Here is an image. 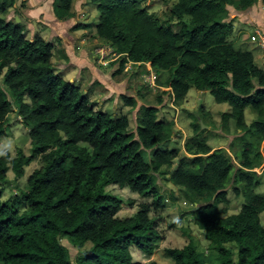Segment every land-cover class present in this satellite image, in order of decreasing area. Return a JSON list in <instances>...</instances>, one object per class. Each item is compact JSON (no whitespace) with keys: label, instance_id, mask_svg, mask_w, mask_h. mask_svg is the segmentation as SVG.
Masks as SVG:
<instances>
[{"label":"trees","instance_id":"16d2710c","mask_svg":"<svg viewBox=\"0 0 264 264\" xmlns=\"http://www.w3.org/2000/svg\"><path fill=\"white\" fill-rule=\"evenodd\" d=\"M17 1L0 0V138L7 114L15 109L28 129L31 149L29 155L21 150L12 158L0 155V264H141L130 247L154 252L161 237L151 214L165 208L155 174L174 161L167 180L197 205L191 210L193 222L217 250L220 264H264V193L257 190L261 181L255 171L263 161L264 70L250 50L235 47L229 39L233 22L225 19L229 7L242 12L259 0H175L163 20L141 0H90L98 11L93 35L117 61L114 79L127 77L129 61L141 67L149 62L157 83L166 74L160 85L171 88L174 102L181 103L194 88L228 105L220 124L224 131L231 120L234 125L231 154L224 147L212 150L200 121L206 123L189 112L192 135L184 144L189 157L179 148L164 147L174 123L159 118L158 107L138 106L134 133L126 113L94 109L89 90L56 72L54 43L39 34L27 39L20 18H6ZM72 1H52L57 20L72 15ZM87 25L77 22L72 29ZM120 98L125 106L137 105L134 96ZM156 99L161 102V96ZM246 108L255 114L249 122ZM140 148L153 150L149 161ZM36 158L41 167L27 176L26 187L2 199L9 167L19 179ZM112 184L151 200L119 217L122 200L106 191ZM228 187L242 202L237 213L222 216L218 205L227 202ZM63 238L91 247L73 261ZM227 243L236 246V261ZM164 251L173 264L207 261L192 238Z\"/></svg>","mask_w":264,"mask_h":264},{"label":"rangeland","instance_id":"374dc122","mask_svg":"<svg viewBox=\"0 0 264 264\" xmlns=\"http://www.w3.org/2000/svg\"><path fill=\"white\" fill-rule=\"evenodd\" d=\"M52 1L53 0H24L23 4H21V0H18L14 5L15 7L13 6L12 8H8L4 14L6 15L7 19L15 16V20L19 21L20 18V22L25 27V37L29 40H33L37 34H41L47 37L45 40L51 43L54 42V44L57 42L61 44L60 37H62L63 34H61L60 31H63L64 27L67 26L66 30L69 34L74 33V35L76 34L80 37L74 42L75 51H78L80 48H82V46L91 45L89 47L90 53L89 55L87 54L86 57V63L89 65L87 67L100 70V76H105V84L103 85L102 83L97 82L96 80L99 78H96V80L91 85H88L90 83L89 79H84L89 77L90 73L92 74L91 70L90 73H88L89 69L85 70V73L82 74V77L79 80L73 76L74 81H71L72 83L79 85L82 91H90V102L93 104L94 109H100L114 115L126 113L129 119L128 128L134 133L136 131V111L140 102H142V104L147 103L146 105L158 107L159 111L157 116L166 121L171 120L174 123V133L171 135L168 145L165 144L164 147L168 146L169 148H179V154H186L188 157L190 155L186 153L184 147L186 139L192 135V131H190V122L192 118H190L191 115L188 113V110H192L193 113L198 115H206L209 113V115L205 116V118H201L205 123L209 124L206 132L204 133V135L207 137V143L212 147V150L224 147L228 153L231 154V151L228 149V144L235 134L234 125L231 122L228 123V130L224 131L220 124V112L227 111L226 109L228 108V105L226 103L218 104L215 102L209 92H202L199 95L198 91H195V89L189 93V98L186 100L187 103L182 104L183 101L181 103L173 102L166 93V86L162 88H155L156 85L159 86L160 82H163L166 74H162L159 78V82L157 83V79L152 77L153 74L147 72L144 67L139 66L140 64H131L127 62L125 69L127 68L126 76L131 73V75L128 77L130 80V85L125 89L126 92L123 89V94L136 97L139 101V104H137L135 108L125 106L121 101V95L119 96L117 94L119 91L115 88L117 85L112 83L113 81H117L114 79L112 74V72L115 70L117 62L114 57L115 55L112 53V49L109 46L95 38V35H93L95 32L94 24L98 18V11L95 4L90 0H73L71 10L72 15L67 19L60 20V27H54L53 30H50L49 23L53 20V18H56L52 11ZM174 1L175 0H141L142 5L147 9V11L159 20H163L167 17L168 10ZM37 12H39V16L36 17ZM225 17L226 20H232L233 22V32L229 39L233 43H235V40L237 39L240 40V44L238 45H241L243 49L253 51V54L258 57L257 58L255 56L257 63L264 66V59L261 57V55L264 56L262 54L263 50H260L258 55L257 48L255 46L257 45L258 40L252 41L250 38L251 35H256L258 39L261 37V35L256 34V31L258 29L257 26L264 28V2L259 0L249 9L242 12L235 10L233 7H229V11L226 13ZM77 22L80 24H88L87 28H80L76 30L72 29V26ZM236 43L239 42L236 41ZM60 49L64 50L62 46L59 47V49L56 47L54 49V59L52 63L54 68H58ZM92 50L93 55H95L94 57H92ZM63 54V59L67 61V55L65 53ZM135 68L136 70L134 71ZM128 72L129 74L127 75ZM141 72L143 73L139 75ZM75 76L78 77L77 75ZM111 77L112 82L109 80ZM136 77L138 81L135 82L133 79ZM148 79H150V82H147ZM155 81L156 85L154 83ZM126 82L127 80L125 83ZM104 86L109 88L111 92L107 91ZM143 92L145 94H142ZM157 96H161L162 100H167L168 98V101L164 105L158 106L159 103L156 99ZM106 102L108 104L107 106H105ZM167 103H170L172 106L170 107ZM163 108L164 111L162 110ZM211 113L213 115H211ZM198 115L196 116L198 117ZM244 115L247 122L251 121L255 116V114L249 108L244 110ZM6 118L5 132L0 138V155L8 154L12 158L16 155L18 150H21L26 155H29L31 143L28 135V129L23 125L22 119L17 115L15 109L10 111ZM208 130H210V134H207ZM161 147H163V144ZM261 148L263 161L261 165L255 169V171L259 174L261 181V184L258 186L257 190L264 193L263 145ZM140 149V153L144 160L149 161L152 157L153 150H146L144 148ZM41 163L42 162L40 159L36 158L29 165L24 167V175L19 179H15L14 173L10 166L7 171L8 183L3 186L2 199H7L12 194L18 192L17 189H24L26 187L25 183L27 176L35 169L40 168ZM175 164L176 161H174L172 166L163 167L161 172H156L155 174L156 185L165 199V208L161 211H157L156 213H152L151 216H155L157 218V231L161 238L157 241L152 255L140 253V250L134 248V246L130 247L131 254H133L132 257L136 260L139 259L138 261H140L141 264H148L151 260H156L158 264H173L171 258L165 254L164 249L169 247L180 248L181 245H185L187 241L192 238L197 249L206 254L207 261L205 264H220L222 259L217 254V250L210 247L209 241L205 238L204 231L199 229L193 222L191 210L197 205L188 199L185 192H183L179 187L173 186L167 180V176H169V173L175 167ZM106 191L116 195L122 200V207L118 212L119 217L132 215L137 210L139 202L151 200L149 198L141 197L137 193L132 192L127 187L121 188L114 184L108 185L106 187ZM130 201H132V204H129ZM241 202L242 198L240 196L234 195L231 187H228L227 202L220 203L218 208L222 216H226L232 213H237L239 211ZM260 219L261 223L264 225V211L261 212ZM174 221H176L174 224H170ZM186 233L189 236H186ZM61 243L68 248L70 257L73 261H75L79 252L88 250L91 247L89 243L82 247L73 245L65 238L61 240ZM225 246L228 248V250H230L232 259L236 261V246L233 243H227ZM139 254L141 257H139Z\"/></svg>","mask_w":264,"mask_h":264},{"label":"crops","instance_id":"0c3cea01","mask_svg":"<svg viewBox=\"0 0 264 264\" xmlns=\"http://www.w3.org/2000/svg\"><path fill=\"white\" fill-rule=\"evenodd\" d=\"M37 16H39V12H37V14H36V17ZM53 17V16H52ZM60 22L61 21H58L56 18H53V20L52 21H50V25H49V29L50 30H53L54 29V27H60ZM250 24V23H249ZM27 27H29V26H27ZM67 27V26H66ZM66 27H64V30L63 31H60V33L61 34H63V36L62 37H60L61 38V44L60 43H56V44H54V49H55V47L57 48V49H59V47H61L62 46V48L64 49V50H59V56H60V60H59V62H58V68H55L56 69V71L58 72V73H60L62 76H63V78L64 79H66V80H69V81H74L73 80V78L75 77L77 80H79L81 77H82V74H84L85 73V70H87V69H89V71H88V73H90V70H91V72H92V74L90 73V75H89V77H87V78H85L84 80H87V79H89V81H90V83L89 82H87V83H89L88 85H91L95 80H96V78H99V79H97L96 81L97 82H100V83H102L103 85L105 84V80H104V75H101L100 76V73H101V71L100 70H97V69H93V68H90V67H87V66H89L87 63H86V57H87V54L89 55V47L91 46V45H86V46H82V48H80L78 51H75V47H74V42L76 41V39L78 40L80 37L79 36H77L76 34L74 35V33L73 34H69L68 32H67V30H66ZM258 27V29H257V31H256V34H257V32L258 31H261V33L264 35V28L263 27H261V26H257ZM56 30V29H55ZM41 35V34H40ZM74 35V36H73ZM41 37L43 38V39H47V37H45V36H43V35H41ZM75 37V38H74ZM250 38H251V36H250ZM252 40V39H251ZM236 41L237 42H239V43H236ZM252 41H257V39L256 40H252ZM82 42H83V40H82ZM81 42V43H82ZM54 43V42H53ZM238 44H240V40H235V43H234V45H235V47H237V48H242L243 49V47L241 46V45H238ZM236 45H238V46H236ZM240 46V47H239ZM256 46V48H257V54L259 55V51L260 50H263V52H262V54L264 55V48H262V47H259L258 46V44L257 45H255ZM53 49V54H54V50ZM94 50V49H93ZM93 50L91 51V53H92V57H94L95 55H93ZM248 50V49H247ZM251 51V50H250ZM252 52V54H253V51H251ZM63 53H65L66 55H67V58L69 59H67V61H65L64 59H63V57L62 56H64V54ZM255 54H253V58H254V62L258 65V66H260L263 70H264V66H262L261 64H259V63H257V60L255 59ZM257 57V56H256ZM261 57H263V59H264V56H262L261 55ZM258 58V57H257ZM53 56H52V58H51V61H52V63H53ZM129 63H131L132 64V62H130L129 61ZM54 66V65H53ZM144 69L145 70H147V72H150L151 74H153L152 75V77H154L155 79H156V75H155V73H154V71H152L151 70V66H150V63L149 62H146L145 64H144ZM136 70V68L134 69V71ZM125 71H127V68L125 69ZM138 73V72H137ZM143 72H141L139 75H141ZM75 75H77L78 77H76ZM129 75H131V73L129 74ZM129 75L126 77V78H123V79H121V80H118V81H113L112 82V77L109 79L112 83H114V84H116L117 85V87H115L116 89H118L119 91H118V95L120 96L121 94H123L124 92H123V89H124V91L126 92V88L130 85V80L128 79V77H129ZM138 75V76H139ZM74 76V77H73ZM137 76V77H138ZM103 77V78H102ZM137 77L135 78V79H133L135 82L136 81H138V79H137ZM127 80V82L125 83V81ZM141 79V78H140ZM125 80V81H124ZM144 80H146V79H144ZM71 81V82H72ZM150 82V79H148L147 80V82ZM155 83V85H156V81L154 82ZM105 87V89H107V91H110L111 92V90L109 89V88H107L106 86H104ZM157 87H164V86H161V85H156L155 86V88H157ZM155 88H154V90H155ZM194 88H190L189 90H188V93H187V95H186V97L184 98V100H183V102H182V104H184V103H187L186 102V100L189 98V93L193 90ZM165 90H166V93L168 94V97L169 98H171V101H173L174 102V100H173V95H172V91H171V88L170 87H167V89L165 88ZM106 91V90H105ZM195 91H198V93H199V95L202 93V92H207V91H200V90H196L195 89ZM107 94H108V92H107ZM143 94H145L144 92H143ZM118 95H117V97H118ZM132 95V94H131ZM108 96H109V94H108ZM110 96H111V94H110ZM201 97V96H200ZM167 98V97H166ZM136 100H137V104H139V101H138V99L136 98ZM145 100V99H144ZM163 101V102H162ZM168 101V98H167V100L166 99H164V100H162L161 99V102L159 103V105L158 106H162V105H164L166 102ZM111 102V101H110ZM144 102H146V101H144ZM217 103V102H216ZM140 104H142V102H140ZM139 104V105H140ZM145 104H147V103H145ZM170 107L172 106V105H170V103H167ZM218 104H221V103H218ZM108 104H107V102H106V105L105 106H107ZM228 109H229V107L226 109L227 111H228ZM163 111H164V108L162 109ZM189 112H192V110H188ZM207 111H209V110H207ZM227 111H221L220 113H223V112H227ZM188 112V113H189ZM196 115H198V114H196ZM209 115V113H207L206 115H198L199 116V119H201V118H205V116H208ZM211 115H213L212 113H211ZM190 118H191V116H190ZM246 119V118H245ZM247 121V120H246ZM231 123H232V120L230 121ZM229 122V123H230ZM202 123V121H200V124ZM203 124V123H202ZM204 125V127H202V128H205V129H207V127L209 126V124H203ZM191 131V130H190ZM172 135H173V133H172ZM167 145H168V143H167ZM183 245H181L180 247H182ZM134 248H136V247H134ZM140 253H142L141 251H139ZM133 255V254H132ZM139 257H141L140 256V254H139ZM137 260H139V259H137ZM156 261V260H155Z\"/></svg>","mask_w":264,"mask_h":264},{"label":"built area","instance_id":"2783aa9c","mask_svg":"<svg viewBox=\"0 0 264 264\" xmlns=\"http://www.w3.org/2000/svg\"><path fill=\"white\" fill-rule=\"evenodd\" d=\"M258 35H261V37L258 39L256 35H251L252 40H258V45L262 48H264V35L261 33V31L257 32Z\"/></svg>","mask_w":264,"mask_h":264},{"label":"water","instance_id":"95a60500","mask_svg":"<svg viewBox=\"0 0 264 264\" xmlns=\"http://www.w3.org/2000/svg\"><path fill=\"white\" fill-rule=\"evenodd\" d=\"M18 19V18H17ZM204 127V125L201 123V128Z\"/></svg>","mask_w":264,"mask_h":264}]
</instances>
